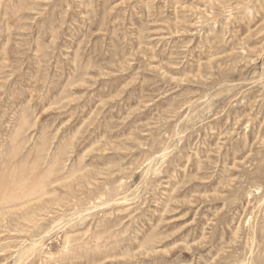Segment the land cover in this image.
I'll return each instance as SVG.
<instances>
[{
    "label": "rangeland",
    "instance_id": "rangeland-1",
    "mask_svg": "<svg viewBox=\"0 0 264 264\" xmlns=\"http://www.w3.org/2000/svg\"><path fill=\"white\" fill-rule=\"evenodd\" d=\"M0 264H264V0H0Z\"/></svg>",
    "mask_w": 264,
    "mask_h": 264
}]
</instances>
